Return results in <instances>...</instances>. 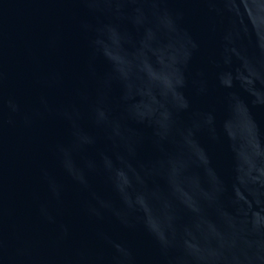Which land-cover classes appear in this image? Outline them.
<instances>
[{
  "label": "water",
  "instance_id": "obj_1",
  "mask_svg": "<svg viewBox=\"0 0 264 264\" xmlns=\"http://www.w3.org/2000/svg\"><path fill=\"white\" fill-rule=\"evenodd\" d=\"M0 264H264V0H0Z\"/></svg>",
  "mask_w": 264,
  "mask_h": 264
}]
</instances>
